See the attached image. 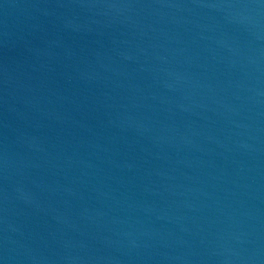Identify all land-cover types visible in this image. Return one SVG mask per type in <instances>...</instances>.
I'll use <instances>...</instances> for the list:
<instances>
[{
	"label": "water",
	"instance_id": "water-1",
	"mask_svg": "<svg viewBox=\"0 0 264 264\" xmlns=\"http://www.w3.org/2000/svg\"><path fill=\"white\" fill-rule=\"evenodd\" d=\"M0 264H264V0H0Z\"/></svg>",
	"mask_w": 264,
	"mask_h": 264
}]
</instances>
